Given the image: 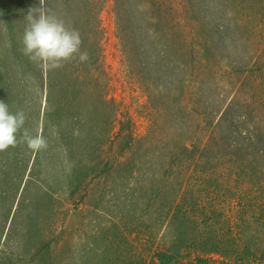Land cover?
Segmentation results:
<instances>
[{
    "label": "rangeland",
    "instance_id": "obj_1",
    "mask_svg": "<svg viewBox=\"0 0 264 264\" xmlns=\"http://www.w3.org/2000/svg\"><path fill=\"white\" fill-rule=\"evenodd\" d=\"M0 101L48 148L0 153V264H264V0H46L85 63L22 53Z\"/></svg>",
    "mask_w": 264,
    "mask_h": 264
},
{
    "label": "clouds",
    "instance_id": "obj_2",
    "mask_svg": "<svg viewBox=\"0 0 264 264\" xmlns=\"http://www.w3.org/2000/svg\"><path fill=\"white\" fill-rule=\"evenodd\" d=\"M45 5L46 0H40V7L30 9L25 17L23 55L46 71L62 69L73 61L87 62L89 55L82 50L79 31L70 28ZM27 119L23 110L12 112L7 103L0 101V153L22 145L33 153L47 150L48 140L40 126L33 134L26 127Z\"/></svg>",
    "mask_w": 264,
    "mask_h": 264
}]
</instances>
